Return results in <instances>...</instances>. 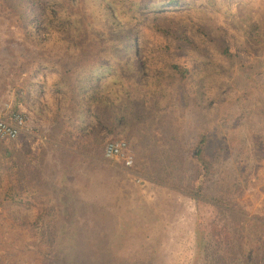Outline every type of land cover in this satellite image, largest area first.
<instances>
[{
    "label": "rangeland",
    "instance_id": "374dc122",
    "mask_svg": "<svg viewBox=\"0 0 264 264\" xmlns=\"http://www.w3.org/2000/svg\"><path fill=\"white\" fill-rule=\"evenodd\" d=\"M1 106L0 264L264 259V0H0Z\"/></svg>",
    "mask_w": 264,
    "mask_h": 264
},
{
    "label": "built area",
    "instance_id": "2783aa9c",
    "mask_svg": "<svg viewBox=\"0 0 264 264\" xmlns=\"http://www.w3.org/2000/svg\"><path fill=\"white\" fill-rule=\"evenodd\" d=\"M22 131H26V126L19 112L8 111L5 116L0 115V138L14 139ZM102 155L106 159L120 160L121 164L126 167L132 163V155L123 139L107 140L103 145Z\"/></svg>",
    "mask_w": 264,
    "mask_h": 264
},
{
    "label": "trees",
    "instance_id": "16d2710c",
    "mask_svg": "<svg viewBox=\"0 0 264 264\" xmlns=\"http://www.w3.org/2000/svg\"><path fill=\"white\" fill-rule=\"evenodd\" d=\"M173 67L174 68H177L175 65H173ZM104 143L102 144V149H103ZM102 149H101V154H102ZM186 195H188L189 197H192L194 199H198L199 198L198 196H195V194L187 193ZM205 201L206 202L209 201L208 203H210L211 205H213L215 207V209L219 210V206L215 204V199H211V200L206 199ZM250 218H252V217H250ZM260 220H262V222L264 223V219L263 218H260ZM259 239H260V237H259ZM259 239L256 241V243H259L260 242ZM73 251H75V248H73ZM77 252H78V250H76V254H77ZM242 262L244 263V261L239 260V263L238 264H240ZM260 263L261 264H264V259L261 258L259 264ZM49 264H99V262L96 260V258H93V257H90L88 261H83V260H81L78 257L75 258V257H70L69 256L67 258L65 257V258H60V259H56V260L54 259ZM232 264H234V261L232 262Z\"/></svg>",
    "mask_w": 264,
    "mask_h": 264
},
{
    "label": "crops",
    "instance_id": "0c3cea01",
    "mask_svg": "<svg viewBox=\"0 0 264 264\" xmlns=\"http://www.w3.org/2000/svg\"><path fill=\"white\" fill-rule=\"evenodd\" d=\"M7 112H8L7 108L2 107V106L0 107V115L1 116H5Z\"/></svg>",
    "mask_w": 264,
    "mask_h": 264
}]
</instances>
